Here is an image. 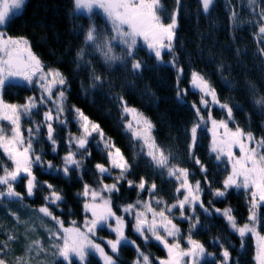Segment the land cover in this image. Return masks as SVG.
<instances>
[{
    "label": "snow or ice",
    "instance_id": "6c2138e0",
    "mask_svg": "<svg viewBox=\"0 0 264 264\" xmlns=\"http://www.w3.org/2000/svg\"><path fill=\"white\" fill-rule=\"evenodd\" d=\"M174 3L175 7L169 10L162 0H73L74 12L83 10L91 14L98 10L110 25V31L105 32L98 30L94 23L90 24L83 30V44L75 53V68L90 70V83L87 86L83 82L80 84L85 99L94 92L109 96L112 88V82L106 81V78L92 67V62L85 59L91 53H97L106 67L120 65L136 78H142L145 70L155 71L161 65L171 67L175 71L176 80L174 99L180 105L188 103L186 97L189 89L180 87L185 69L180 63L176 49L183 5L182 0H174ZM25 4L26 0H0V121H7L10 126L9 131L0 126V151L11 163L9 167L0 160V201L7 199L22 202L25 195L32 197L41 188H47L48 191L43 196L45 203L34 211L55 224L54 229H46L52 242L50 248L54 260H61L63 264H88L89 256H97L102 264H117L120 248L131 246L136 252L132 264H153L151 254L143 251L136 240L126 235L129 223L126 217H131V229L139 239L145 244L155 241L166 251V258H156L157 264H231V253L228 247H225L230 241L223 236L213 237V243L220 248L219 259L216 253L207 250L203 242L194 238L197 230H207L197 214L196 210L199 208L205 217L211 218L214 214L222 217L230 231L240 237L241 248L244 247L243 241L247 235L256 237L257 249L254 259L256 264H264V236L257 230L260 225L259 208L264 204V136L258 138L239 124H235L234 128L229 127L230 122L235 123L233 107L240 106L222 102L210 78L204 72L189 66V87L198 94L199 100L190 104L194 117L190 126H184L177 131L183 135L187 159L198 165L200 172L205 174L203 184L207 186L213 199L226 198L230 189L244 191L248 197L249 214L243 224L237 221L231 207L216 208L212 200L205 203V188L202 187L201 180H190L192 174L189 168L181 166L182 161L179 159L176 145L158 143L154 135L156 125L153 121L139 109L129 105L123 95H110L113 103L118 105L120 113L117 124L128 136L133 148L137 149L132 160L144 156L149 168L161 177L175 182L177 195L173 203H168L156 194L155 182L149 185L144 177H141L138 183L127 179L133 164L99 123L91 120L76 105H72L70 109L66 107L67 76L59 68L45 65L33 52L26 37L8 35L7 26L22 12ZM246 4L253 17L252 22L258 28L256 35L261 38L258 43H264V0H246ZM198 5L199 12L208 16L215 0H198ZM226 7L229 21L235 28L242 22L240 6L229 3ZM141 41L155 61L152 66L137 58L136 49ZM117 43L121 49L119 53L115 51ZM198 50L203 53L202 49ZM235 53L238 58L242 51L237 48ZM165 54L169 59H164ZM258 55L264 67V47L258 48ZM209 62L216 63V71L220 73L221 80L231 87V81L223 75L225 70L231 69V65H227L222 59L216 61L211 51ZM105 83L109 92H104ZM127 83L134 87L133 82ZM8 86H34L38 89V95L26 97L23 104L8 103L2 96L3 90ZM249 88L255 94V86L250 82ZM144 95H148L150 102L158 105L159 98L149 88H145ZM253 103L261 109L260 114L264 115V96L254 98ZM213 105L225 112L226 119L217 120L213 117ZM41 107L45 109L42 114L39 111ZM69 112L72 122L77 125L78 134L68 132L65 139L67 151L61 157V164L55 165L43 159L42 152L34 148V142L46 139L55 152L58 141L54 125L67 128ZM34 114L41 115V119H33ZM107 114L111 116L110 112ZM24 118H28L30 124L27 137L22 130ZM209 122L211 128L208 130L212 133L210 154H214L218 163L226 159L230 165V171L224 177L220 188H212V181L207 177V167L195 155L199 132ZM169 139L179 140L180 136L173 137L170 133ZM90 143H94L96 149L106 157L107 164L94 165L97 174L96 187L84 183L82 191L76 193L84 201L82 208L85 216L82 224L78 225L77 221L72 220L70 226L66 227L64 221L51 210L52 206L59 208L65 202L62 191L48 181H39L33 169L41 167L49 174L64 178H69L72 172L82 176L85 161L92 154ZM233 148L239 149V156H236ZM105 177H111L113 182L104 183ZM21 180L25 182L24 193L16 190V185ZM122 181L130 188H136L137 196L144 191H147L149 196L147 199L138 198L131 203L119 205L121 214L118 215L113 209L112 194L119 193ZM174 210H178L180 220L187 221L186 234H182L181 228L174 222L177 219ZM11 214L19 221L16 213ZM104 229L114 234V239L97 237V232ZM14 239L15 236L9 235V241ZM98 239H103L104 243H98ZM182 240L186 242L187 247L182 245ZM105 245L111 254L105 250ZM6 249L8 244L0 241V264H9ZM47 251L39 240L32 241L28 246V252L37 256ZM17 264H27V261L17 258Z\"/></svg>",
    "mask_w": 264,
    "mask_h": 264
},
{
    "label": "trees",
    "instance_id": "16d2710c",
    "mask_svg": "<svg viewBox=\"0 0 264 264\" xmlns=\"http://www.w3.org/2000/svg\"><path fill=\"white\" fill-rule=\"evenodd\" d=\"M162 3L169 10L175 7L174 0H162ZM233 3L239 5L241 13V23L235 28L231 25L228 18L227 4ZM182 10L180 14V27L178 29V40L176 44L177 53L179 55L180 63L184 66L185 75L181 79L180 87L188 88L187 102L186 104H178L175 97V71L171 67L161 65L156 68L155 71L145 70L142 78H136L130 75L120 65H114L108 68L104 65L103 61L99 58V54L91 53L86 56L85 59L92 62V67L96 69L97 73L106 78V81L112 82L111 94H120L128 101L129 105L139 109L147 117H149L156 125L154 135L157 142L162 145L175 144L176 150L181 166L189 168L191 172V180H201L202 187L205 188L203 199L205 203L212 200L216 208L224 209L231 207L233 215L237 218L240 224H243L248 217V197L243 190H231L228 192L226 198L213 199L210 195L207 186L203 184L204 173H201L199 166L195 165L192 161L186 157V148L184 145L183 135L178 132V129L184 126H190L192 121L193 111L190 107L191 102H198V94L191 90L189 87V72L190 67L204 72L211 80L212 84L217 90V94L221 101H227L231 105H239L240 107H233V115L235 123L230 124L235 127V124H239L240 127L246 131H251L256 137L264 136V115L260 114L261 109L254 105V98L264 96V67L261 65V58L258 55V48L264 47V43H258L261 39L256 35L258 28L255 23L252 22L253 17L247 10L246 0H215L210 15L205 16L202 12H199L198 0H182ZM167 22V20H165ZM95 24L98 30L110 31V25L104 18V16L98 11H94L91 14L74 13L75 31L81 36V40L76 46L75 53L79 47L83 44V30L87 29L90 24ZM41 21L37 22L31 33L27 35L31 39V45L33 50L38 53L37 40L40 34ZM199 33L200 35H197ZM202 49L203 53L198 50ZM241 49L242 54L237 58L235 49ZM120 45H115V51L120 52ZM209 51L213 54L216 61L224 60L227 65H231L230 70H225L223 75L231 81V87L226 85L220 78V73L216 71V63L209 62ZM137 58L144 60L148 65L155 64L146 47L139 45L136 49ZM222 53V55H221ZM39 54V53H38ZM164 58L167 60L169 57L165 54ZM48 66V65H47ZM85 75L77 83L68 84L67 90V104L69 109L72 105H76L81 108L89 118L103 128L104 132L110 136L119 147L124 155L133 164L130 174L127 179L139 182L141 177L147 181L150 185L155 182L157 185L156 194L163 197L168 203H173L176 197L174 189V181H170L164 177H161L152 168H149L146 164V158L139 156L136 160H132L133 155L137 151L134 149L128 136L123 133L121 128L117 124L119 119L118 105H115L109 96H105L101 92H94L93 95H89L87 99L81 93V82L87 86L90 83L89 71L79 69ZM128 81L133 82L134 87L130 86ZM249 82L255 86V94L250 91ZM69 83V82H68ZM149 88L156 97L159 98L158 105L154 102H150V97L144 95L145 88ZM38 89L34 86L30 87H6L3 92V98L8 102H25V98L34 94H37ZM104 92H109L107 83H105ZM94 99V103H93ZM242 109V110H241ZM111 113L109 116L107 113ZM217 119H224L226 114L223 110H217L215 112ZM69 123L67 128L59 125L56 127V139L58 141V147L55 152L52 151L50 142L46 139H41L40 142L34 143V148L37 151L42 152L43 159L51 161L55 165L61 164V157L67 151V145L65 139L68 132L78 134L76 123L71 120V112L68 113ZM35 120H40L41 115H35L32 117ZM25 126H30L28 118H24ZM1 126L7 127L6 123L1 122ZM173 137L180 136L179 140H170L169 134ZM44 136V132H41V137ZM212 136L209 134L206 127H202L199 132V139L195 148V155L207 167V177L212 181V188H220L224 177L230 171L227 163H218L214 159V154H210V144ZM91 150V156L85 161V168L82 176H78L76 172H72L69 178H64L56 174H49L41 167H34L39 181H48L56 186L57 189L62 191L65 197V202L60 205L59 208L52 206L53 213L60 217L64 221L65 226H70L72 220L77 221V224H82L85 213L83 211V198L78 197L76 193L81 192L83 184L88 183L93 187H96L97 174L94 168L96 163L107 164V159L104 155L98 151L94 143L89 144ZM0 160L4 161L11 167L10 161L0 151ZM115 174V172L113 173ZM113 180L111 177H105L104 183H111ZM25 182L21 180L16 185V190L24 193ZM119 193H113L112 200L113 206L119 211V205L131 203L136 199H144L149 196L147 191L140 192L137 196V189L130 188L124 181L120 184ZM47 188H41L32 197L25 198L22 202L9 201L7 199L0 201L1 204L11 206L12 213H15L16 205L21 203H29L34 207H40L45 202L43 196L47 192ZM197 214L200 215L201 223L206 226L207 230H197L194 233V238L200 240L205 244V247L209 252L216 253L217 259H219L220 248L213 243L214 236H223L230 244L226 243L225 247H228L232 261L231 264H256L255 253L256 243L253 236L248 235L244 238V247L241 248V239L238 235L234 234L227 227L224 219L216 214L211 218L205 217L202 211L197 208ZM10 209L4 213L3 216L0 213V219L4 222L0 224V241L7 243L9 250L12 251V245L19 241L18 238L25 237V231L20 227L19 221L12 214L8 217ZM42 216V214H40ZM260 225L258 227L261 234H264V204L259 208ZM132 221L129 220L128 236L134 237L138 240L142 250L146 253H150L151 256H157L159 258H166V251L155 241H150L145 244L131 229ZM182 226H187V221L180 222ZM107 238L114 237L112 233L104 230ZM9 235L15 236L16 239L9 241ZM154 251L155 253H152ZM20 253L19 251H16ZM136 258V252L133 247L126 246L120 248L118 256L119 262L117 264H132ZM56 264H63V261L58 260ZM88 264H102V261L96 256L88 257ZM157 264V262H156Z\"/></svg>",
    "mask_w": 264,
    "mask_h": 264
},
{
    "label": "rangeland",
    "instance_id": "374dc122",
    "mask_svg": "<svg viewBox=\"0 0 264 264\" xmlns=\"http://www.w3.org/2000/svg\"><path fill=\"white\" fill-rule=\"evenodd\" d=\"M94 11H98V10H94ZM74 13L75 12L73 10V0H26V4L22 12L18 13L16 18L13 20V22L10 23L6 28L8 35L12 37H26L31 44V39L27 37V35L32 32L36 23L41 21L40 24L41 30L36 43L39 54L33 50V47L31 45L32 50L36 55H38L41 58V60L45 63V65H48L49 67H53V68H59L60 71H62L67 76L69 82L68 84L70 85L77 83L85 75L82 71L76 69L73 64V60L75 58L76 46L78 42L81 40V36L75 31ZM77 13L89 14L83 10ZM140 45H143L142 41ZM28 87L32 88L33 86H28ZM8 103L23 104L24 102H8ZM44 110L45 109L41 107L39 111L42 114ZM217 110H221V109L218 106L213 105L212 115L215 119H217L216 118L217 116L215 115V112ZM224 119H226V117ZM1 122L6 123L7 127H3V126L2 127L6 131H9L10 126L8 122L0 121V126H1ZM28 127L29 126H25V120H23L22 130L24 131L25 137H27L28 135L27 133ZM203 127H206V129L208 130L211 128V123L209 122ZM229 127L234 128L230 123H229ZM208 132L212 136L211 131L208 130ZM233 151L236 154V156L240 155L238 148H233ZM223 162L227 163L230 168V165L226 159H224ZM231 190L233 189H230L229 191ZM147 198L148 197L144 199ZM37 208L38 207H34L29 203H21L15 206V209L17 210L14 212L19 217L20 227L25 231V236L27 240H25V237L22 236L23 238H18L19 241H16L15 242L16 244H13L11 246L12 251L9 250V247L8 249H6L5 254H6V259L9 261V264H17V258H20L22 261H27V264H56V262L58 261V260H54L53 256L51 255L50 245L52 242L49 239L48 233L46 231V229L48 228L54 229L55 224L49 218L42 217L39 213L35 212L34 210ZM9 209L10 212L8 217L12 213L11 206L9 208L8 205L1 204L0 205L1 215L3 216V212L6 213ZM113 209L117 211L114 206ZM174 212L176 213L177 216V219L174 222L177 223L178 226L181 228L182 234H186L187 226L183 227L182 224L180 223L184 220L179 219L178 210H174ZM117 214L120 215L121 214L120 211H117ZM126 219L129 222V220H131V217H126ZM3 222L4 221L0 219V224H2ZM128 229H129V224H128V228L126 229L127 236H128L127 234ZM257 230L260 233L259 229ZM260 235L264 236V234L261 233ZM97 237L114 239V237L107 238V235L104 232H99V231L97 232ZM128 237L130 239L136 240V242L139 244L138 240L135 239L134 237H130V236ZM254 239L257 246V238L254 237ZM36 240H39L44 245L45 249L48 250L46 253H42L39 256H37L35 253L28 252V246L31 244L32 241H36ZM97 242L103 244L104 240L98 239ZM181 243L184 247H187L186 242L182 240ZM19 250L20 253L19 252L17 253L16 251ZM105 250L108 251L109 254H111L110 250L107 248L106 245H105ZM152 253L155 252L152 251ZM151 258L153 264H156L157 256H151ZM118 262L119 260L117 259V263Z\"/></svg>",
    "mask_w": 264,
    "mask_h": 264
}]
</instances>
